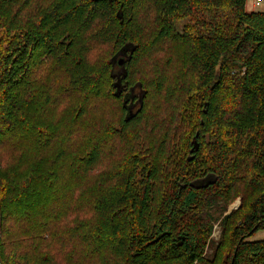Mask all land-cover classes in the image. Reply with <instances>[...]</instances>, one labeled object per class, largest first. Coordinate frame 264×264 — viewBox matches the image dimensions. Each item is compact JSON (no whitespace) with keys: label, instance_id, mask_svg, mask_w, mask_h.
I'll return each instance as SVG.
<instances>
[{"label":"trees","instance_id":"trees-1","mask_svg":"<svg viewBox=\"0 0 264 264\" xmlns=\"http://www.w3.org/2000/svg\"><path fill=\"white\" fill-rule=\"evenodd\" d=\"M246 3L0 0L1 264H264V12ZM238 197L208 256L209 209Z\"/></svg>","mask_w":264,"mask_h":264},{"label":"rangeland","instance_id":"rangeland-1","mask_svg":"<svg viewBox=\"0 0 264 264\" xmlns=\"http://www.w3.org/2000/svg\"><path fill=\"white\" fill-rule=\"evenodd\" d=\"M247 4L249 5L248 9L251 10V5L254 6V10L258 11V12H264V0H246ZM254 2V4H253ZM176 30L177 32H182V23L181 22H177L176 25ZM109 50V52L111 51L110 48H104L101 51L99 49H97L95 54H98V52L103 56L107 53V51ZM169 55H167L168 57ZM165 56L161 57L162 59H165ZM175 63V67H177V69H180V67L178 66V64L176 62ZM117 71V70H116ZM135 96V98L139 97V91L134 89L133 90V94L132 96ZM113 154V153H112ZM110 154V147H107L104 152L103 155L101 157V165L99 166V168L95 171L94 176L96 177L97 180L102 179L103 177H105V175L109 174L107 172H109L108 170H114V168L116 167V160L119 157V154L115 153L114 155ZM112 155V156H111ZM103 158V160H102ZM213 180V178L211 176L207 177L204 180H200L198 182H196L197 186H202L205 185L206 183H209ZM240 197L235 198L233 202H231L229 205H225L224 203H220L217 206L209 209V215L211 217V224H212V230H211V235L209 238V245L208 248L206 250V254L208 256H211L216 245L218 244V242L220 241V237H221V222L223 220V218L229 214H231L233 211L237 210L240 205H241V201H240ZM82 218H85L83 215H81ZM90 217V215L87 216V218ZM85 218V219H87ZM1 235V234H0ZM253 240H260V239H264V231H260L258 232L253 238ZM72 249V243L68 242V243H64L63 244V250L64 251H70ZM63 257L61 255H56L55 256V260L58 262V264H62L63 263Z\"/></svg>","mask_w":264,"mask_h":264},{"label":"water","instance_id":"water-1","mask_svg":"<svg viewBox=\"0 0 264 264\" xmlns=\"http://www.w3.org/2000/svg\"><path fill=\"white\" fill-rule=\"evenodd\" d=\"M124 56V57H123ZM118 57H119V60H118V66L119 67H122L123 66V62H124V59H125V55H124V53L123 52H121V53H119L118 54ZM118 59V58H117ZM198 144H197V142H196V140H195V138L193 139V148H192V150H191V153H193V152H196L197 150H198Z\"/></svg>","mask_w":264,"mask_h":264},{"label":"crops","instance_id":"crops-1","mask_svg":"<svg viewBox=\"0 0 264 264\" xmlns=\"http://www.w3.org/2000/svg\"><path fill=\"white\" fill-rule=\"evenodd\" d=\"M253 4H254V2H253ZM248 7H249V5L246 3V8H247L248 11H255L254 10L255 9L254 6L251 5V8H250L251 10H249Z\"/></svg>","mask_w":264,"mask_h":264},{"label":"built area","instance_id":"built-area-1","mask_svg":"<svg viewBox=\"0 0 264 264\" xmlns=\"http://www.w3.org/2000/svg\"><path fill=\"white\" fill-rule=\"evenodd\" d=\"M259 1V0H258ZM0 264H1V262H0Z\"/></svg>","mask_w":264,"mask_h":264},{"label":"flooded vegetation","instance_id":"flooded-vegetation-1","mask_svg":"<svg viewBox=\"0 0 264 264\" xmlns=\"http://www.w3.org/2000/svg\"><path fill=\"white\" fill-rule=\"evenodd\" d=\"M124 57V56H123Z\"/></svg>","mask_w":264,"mask_h":264}]
</instances>
